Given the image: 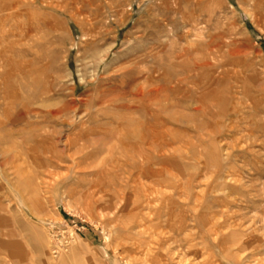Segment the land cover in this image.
<instances>
[{
  "label": "rangeland",
  "instance_id": "rangeland-1",
  "mask_svg": "<svg viewBox=\"0 0 264 264\" xmlns=\"http://www.w3.org/2000/svg\"><path fill=\"white\" fill-rule=\"evenodd\" d=\"M0 24V264H264V0H0ZM129 68L142 95L102 105Z\"/></svg>",
  "mask_w": 264,
  "mask_h": 264
},
{
  "label": "bare ground",
  "instance_id": "bare-ground-1",
  "mask_svg": "<svg viewBox=\"0 0 264 264\" xmlns=\"http://www.w3.org/2000/svg\"><path fill=\"white\" fill-rule=\"evenodd\" d=\"M31 2V1H30ZM34 2H32V4H33ZM10 7V6H9ZM58 8V7H57ZM4 20L6 21L7 19L6 18H4ZM1 25V24H0ZM5 28V27H4ZM4 34H6V35H10V33H9V31H6V30H4ZM31 38V37H30ZM3 58V57H2ZM5 58V57H4ZM4 58L1 60V62H3V64H5L4 63ZM2 64V67L1 68H4V65ZM31 65V64H30ZM33 66V65H32ZM32 68V67H31ZM23 72V71H22ZM30 72V71H29ZM20 73H21V71H20ZM26 74V73H25ZM41 74V73H40ZM139 72H137V70H134L133 68H129V70L127 69H125V70H123V73L117 78V79H114L113 81H115L114 83H113V81H110L109 82V84H110V88L108 89V93L110 94V95H112V94H115V98L114 99H108L109 97V94H105V95H103V93L104 92H102V93H100V103L102 104V105H104L105 103H109V102H111V103H113L114 101H120V100H124L125 101V99H127L128 97H130L132 100H136V98L138 97V95H142V93H143V91H142V89L143 88H138L135 84H136V80H137V78H138V76H139ZM30 75V74H29ZM28 75V76H29ZM32 75H34V73L32 74V72H31V77H32ZM37 75V74H36ZM38 77V76H37ZM14 79V78H13ZM31 79V78H30ZM36 79V78H35ZM40 79V78H39ZM148 79V78H147ZM151 78H149L147 81H149ZM6 80H7V76L4 78V84H5V82H6ZM37 80V79H36ZM31 81H33L32 79H31ZM34 82V81H33ZM150 82V81H149ZM3 84V85H4ZM27 84H29L28 82L27 83H24L22 86H21V89H23V90H26V89H28V85ZM36 84V83H35ZM21 85V84H20ZM37 85V84H36ZM138 85V84H137ZM11 87V86H10ZM30 87V86H29ZM137 88V90H136V88ZM31 88V87H30ZM133 88H135V89H133ZM13 89V88H12ZM15 89V88H14ZM35 89V88H34ZM100 90V89H99ZM30 91V90H29ZM101 91V90H100ZM18 92H20V91H18ZM7 93V92H6ZM23 93V92H22ZM46 93V92H45ZM19 94V93H18ZM37 95V94H36ZM13 96V95H12ZM27 96V95H26ZM46 96V95H45ZM18 97V96H17ZM30 97V96H29ZM108 97V98H107ZM19 98V97H18ZM129 98V99H130ZM29 101V100H28ZM118 103V102H117ZM121 103V102H120ZM123 106V105H122ZM26 108V107H25ZM69 106L67 105V104H64L63 106H62V108L61 109H59V110H55V111H49L48 113H47V117L49 118V122H54V123H56V127H58V131H57V137L59 138L60 136H62V134H64V128H67L68 129V127H70L71 126V124H70V110H69ZM113 108V107H112ZM117 108V107H116ZM116 108H113V109H116ZM72 109V108H71ZM111 109V108H110ZM29 110H30V108H29ZM33 112H31V111H27V113L26 114H24L20 119L22 120V121H25L26 122V120L28 119V117L29 116H31V114H32ZM88 112L86 111L85 112V114H87ZM35 116H38V113H33ZM33 115V116H34ZM40 116V115H39ZM87 116V115H86ZM89 119H91L92 120V117H90V115H89ZM47 120V119H46ZM85 122V121H84ZM47 123H48V121H47ZM45 124V123H44ZM81 124V123H80ZM82 125H84L83 123H82ZM74 126V125H73ZM69 130H70V128H69ZM67 131V130H66ZM67 133V132H66ZM68 138V137H67ZM78 138L79 139H76L75 140V142H77V140L78 141H81L82 140V136L81 135H78ZM64 139V138H63ZM58 141H59V139H58ZM57 141V143H59ZM65 142H66V145H68V146H72L75 142L74 141H72L70 138H68L67 140H65ZM61 143H63V142H61ZM79 143V142H78ZM66 148H69V147H67L66 146ZM57 152V151H56ZM67 152H68V150H67ZM67 152H66V155H67ZM60 154H61V156L63 155L61 152H60ZM65 155V156H66ZM72 156V155H71ZM54 157H58V155H55ZM60 157V156H59ZM63 157V156H62ZM74 157V156H73ZM53 158V157H52ZM51 158V159H52ZM58 159H60V158H58ZM72 159V158H71ZM55 160V159H54ZM5 161V160H4ZM51 161V163H54V161L53 160H50ZM75 161H77V160H75ZM7 163V162H6ZM5 163V164H6ZM77 163V162H76ZM78 165H80V164H78ZM72 166H73V164H72ZM75 167V166H74ZM146 167V166H145ZM144 168V167H143ZM145 170H146V168H145Z\"/></svg>",
  "mask_w": 264,
  "mask_h": 264
}]
</instances>
